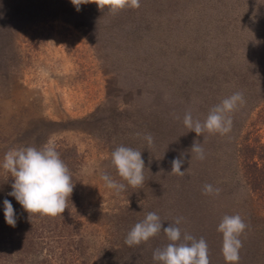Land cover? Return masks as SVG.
Listing matches in <instances>:
<instances>
[{
    "label": "rangeland",
    "instance_id": "1",
    "mask_svg": "<svg viewBox=\"0 0 264 264\" xmlns=\"http://www.w3.org/2000/svg\"><path fill=\"white\" fill-rule=\"evenodd\" d=\"M79 8L0 0V162L11 148L51 141L74 183L61 215H29L8 195L14 181L0 168V264H160L153 252L169 243L163 232L125 244L148 212L163 227L183 217L182 233L206 240L210 264H226L218 224L240 214L251 234L241 236L245 264L264 245L254 216L264 202L249 180L250 159L264 164V0H140L115 14L94 0ZM224 81L229 89H219ZM237 91L246 103L232 113L230 133L197 136L183 125L186 111L203 120L207 98L216 105ZM194 141L202 161L191 158ZM121 145L141 151V187L112 165ZM181 153L183 177L170 173ZM103 173L126 190L107 188ZM205 184L219 195L203 194ZM5 199L15 227L5 221Z\"/></svg>",
    "mask_w": 264,
    "mask_h": 264
},
{
    "label": "clouds",
    "instance_id": "2",
    "mask_svg": "<svg viewBox=\"0 0 264 264\" xmlns=\"http://www.w3.org/2000/svg\"><path fill=\"white\" fill-rule=\"evenodd\" d=\"M71 3L80 10L79 6L90 3V0H71ZM98 8H107L117 13L125 8L138 9L140 0H94ZM246 103L241 91L234 92L213 106L205 119L194 118L192 112L186 111L183 116V125L197 136L204 133L226 135L233 125L232 113ZM179 119V117H175ZM139 135V134H138ZM149 146L154 143L151 134L144 136ZM191 158L195 155L198 160L206 158L202 143L193 142L190 149ZM184 153L171 161L172 174L183 177L186 171H181L185 163ZM111 162L118 175L133 188L141 187L144 183L145 162L140 150L126 146H118L111 152ZM0 168L11 174L13 183L9 196L14 197L23 209L30 214L56 217L67 208L68 199L73 193L74 183L68 166L61 159L55 144L51 141L36 147L22 146L9 149L0 162ZM101 179L107 188L117 193L126 190L123 183L116 182L110 175L103 173ZM203 194L219 195L220 189L211 184L203 186ZM4 217L9 226L15 227L17 218L12 203L5 199ZM183 217L175 219L163 227V221L156 212H148L145 218L136 223L128 232L125 244L129 247L146 243L163 232L167 243L153 252V260L160 264H210L209 247L203 237L197 239L188 232H183L178 226ZM248 225L240 214L225 215L218 224L217 231L222 233L221 252L226 264H239L240 250L243 247L241 236Z\"/></svg>",
    "mask_w": 264,
    "mask_h": 264
},
{
    "label": "trees",
    "instance_id": "3",
    "mask_svg": "<svg viewBox=\"0 0 264 264\" xmlns=\"http://www.w3.org/2000/svg\"><path fill=\"white\" fill-rule=\"evenodd\" d=\"M207 64H208V61L202 62V73H203V71H205L207 69ZM225 81H227V80H225ZM225 81L221 82L222 84L221 83L219 84V89H221L223 86L225 88H228V86L231 85V83H228L227 86L224 85ZM207 96L209 97V96H211V94H208ZM220 101L221 100H217L216 103L218 104V103H220ZM205 104H206V107H205L206 112H209V110L213 106H215V104L211 105V101L209 102L208 98L206 99ZM215 153H216V155L218 154L217 152H215ZM215 157L217 158L218 163L223 162L221 160V158H222L221 156H215ZM214 163H215V160H214ZM249 163H250V165H252V167L254 169V171L252 173H250V179H249L250 184H251V186H252V184H254V189H256L258 191V193L262 197L261 200L264 202V164L261 163L259 158H255V157L251 158ZM259 206H260V204H259ZM261 212H262L261 210H258L256 212V214H254V216L258 217V219H260L263 222L262 224H264V213H261ZM247 216H248L247 218L249 219V217H252L253 215H247ZM245 233L251 236L250 232H248L247 229H246ZM21 242H23V241L20 240V243ZM261 242H264V240ZM260 247L262 248V250L258 247V248H256V251H254V249L250 251L249 258L245 261V264H264V245H262ZM244 250H245V248L243 249V252H244Z\"/></svg>",
    "mask_w": 264,
    "mask_h": 264
}]
</instances>
